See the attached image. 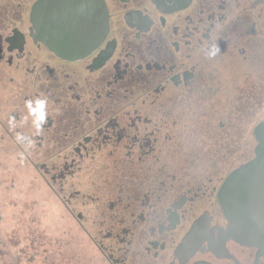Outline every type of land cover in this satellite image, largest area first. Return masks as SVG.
Listing matches in <instances>:
<instances>
[{"label":"flooded vegetation","instance_id":"af4514ba","mask_svg":"<svg viewBox=\"0 0 264 264\" xmlns=\"http://www.w3.org/2000/svg\"><path fill=\"white\" fill-rule=\"evenodd\" d=\"M37 1L0 0V264H94L83 234L108 264H264L223 210L241 206L228 179L264 120V0H97L104 31L72 56L51 49ZM35 188L68 223L36 232L16 210L8 226Z\"/></svg>","mask_w":264,"mask_h":264},{"label":"water","instance_id":"95a60500","mask_svg":"<svg viewBox=\"0 0 264 264\" xmlns=\"http://www.w3.org/2000/svg\"><path fill=\"white\" fill-rule=\"evenodd\" d=\"M88 1L92 0L36 2L35 18L43 24L44 15V24L49 25L45 35L49 34L53 51L72 56L88 49L101 36L107 24L105 9L100 2L96 4L97 0H93L92 8L87 7ZM87 10L92 13L89 15ZM254 135L257 140L255 157L235 169L228 179L235 187L232 201L241 206L223 204V210L233 237L243 244L264 249V120L255 126Z\"/></svg>","mask_w":264,"mask_h":264},{"label":"rangeland","instance_id":"374dc122","mask_svg":"<svg viewBox=\"0 0 264 264\" xmlns=\"http://www.w3.org/2000/svg\"><path fill=\"white\" fill-rule=\"evenodd\" d=\"M20 171L23 172L24 171L23 168H21ZM20 177H21V174H19L18 179ZM35 184H36L35 187H39L40 185H42L40 180L39 182H37V178H36ZM23 186H26V183H23ZM37 190L42 191L43 189L35 188L34 195L39 196V197H37V199H35L33 203H31L30 201L19 202L18 209L17 207L14 208V206L12 207L11 204H8L7 207L4 209L6 218L7 216L11 217V216L16 215L15 213L16 210L17 212L19 211V216L22 217L23 219L26 217H33L35 218V222L32 227L34 228V230H36V232L39 230H42L44 226L48 224V222L50 221L48 220V218L50 217L52 218V217H57V216H65L66 222L68 223L69 214L65 213L63 207L60 206L59 204H52L50 201V198H48L46 194L39 193L37 192ZM24 193H25L24 194L25 196L31 195L30 192H24ZM7 197L9 196L7 195ZM22 203H24V206H22ZM90 209L86 208L84 210V214L87 216L93 217L95 215V211L90 210ZM5 221L7 224H9L8 226H13L10 220H8V218ZM41 232H43V230ZM75 243H76L77 249L80 252L79 253L80 255L78 257L83 259V263H84V259H87L88 257L90 258V256H92L93 258L95 254L96 257L94 258L96 259V262H93L94 264H108L105 258L101 255V253L96 249V247L91 243L88 237L85 236L84 234L82 235L81 239L76 240ZM70 251L77 252L75 246H73ZM46 252L49 254V249H47ZM62 258L64 259L63 256ZM27 260L28 258L27 256H25L23 258V263H26Z\"/></svg>","mask_w":264,"mask_h":264},{"label":"clouds","instance_id":"9594fccd","mask_svg":"<svg viewBox=\"0 0 264 264\" xmlns=\"http://www.w3.org/2000/svg\"><path fill=\"white\" fill-rule=\"evenodd\" d=\"M219 49L215 46H212L208 50L209 57H214ZM46 106L47 101L45 99H36V100H28L25 102V107L27 109V115L30 116L31 124L35 129L36 134H39L42 131L43 124L46 123ZM14 120V118H13ZM15 126V125H13ZM17 141L20 143H27V145L31 146V138L28 136L17 134Z\"/></svg>","mask_w":264,"mask_h":264}]
</instances>
